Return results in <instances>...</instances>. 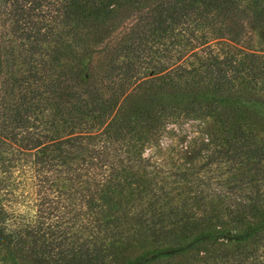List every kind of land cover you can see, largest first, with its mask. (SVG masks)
<instances>
[{
	"label": "trees",
	"instance_id": "1",
	"mask_svg": "<svg viewBox=\"0 0 264 264\" xmlns=\"http://www.w3.org/2000/svg\"><path fill=\"white\" fill-rule=\"evenodd\" d=\"M53 3L0 0V264H264V0Z\"/></svg>",
	"mask_w": 264,
	"mask_h": 264
},
{
	"label": "rangeland",
	"instance_id": "2",
	"mask_svg": "<svg viewBox=\"0 0 264 264\" xmlns=\"http://www.w3.org/2000/svg\"><path fill=\"white\" fill-rule=\"evenodd\" d=\"M56 3V0H54V5ZM55 6L52 7V9ZM10 7L9 5H3L0 6V50L2 53V63H1V80H6L10 76L18 75L17 73H20L24 67H26L25 62V56H20V50L24 53L25 50H22L21 44L23 43L22 40L13 32L12 26L14 24V17L10 14ZM132 13V10L130 6H125L120 12L119 15L116 17L114 21L110 25H112L111 31L114 29H119L122 25H124L130 18V14ZM49 15H54L52 12L49 13ZM66 32H69L67 36L69 37V34L72 35V27L70 24L65 28ZM30 29L29 35L32 36L34 33L31 32ZM109 35V32H104L102 35V38H98V41H101L102 39L107 38ZM29 36V37H30ZM25 41L28 42V39H25ZM251 44L254 46L253 48L258 50H264V30L261 32L251 33ZM12 46L13 49L9 50V46ZM9 50V51H8ZM8 51V52H6ZM5 53V55H3ZM108 57H106V53H100L97 54L95 59L93 60V67L95 74L101 75L106 72V61ZM7 95V92L4 93V96ZM3 96V92H0V103H1V97ZM192 134L188 135V137H185L184 139H180L181 135H177V139H174L177 141V143H180V146H185L189 139H191ZM163 141L165 139H162ZM181 147V148H183ZM184 149V148H183ZM149 153L148 150H145L144 154L147 155ZM196 163V161H194ZM3 253V252H1Z\"/></svg>",
	"mask_w": 264,
	"mask_h": 264
}]
</instances>
